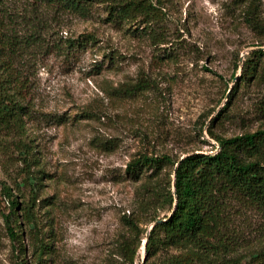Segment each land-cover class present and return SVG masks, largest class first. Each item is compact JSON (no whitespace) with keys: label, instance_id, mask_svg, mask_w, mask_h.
<instances>
[{"label":"rangeland","instance_id":"rangeland-1","mask_svg":"<svg viewBox=\"0 0 264 264\" xmlns=\"http://www.w3.org/2000/svg\"><path fill=\"white\" fill-rule=\"evenodd\" d=\"M128 1H94L88 14L22 1L21 17L5 20L22 41L14 70L32 110L25 140L39 180L36 192L18 188L23 165L0 153V264H36L28 229L25 260L9 235L5 186L24 204L36 198L38 234L50 245L41 264H121L124 216L137 210L142 185L156 182L150 171H128L133 159L214 154L209 129L223 137L264 129V57L255 79H240L246 56L264 51V33L244 18L248 0H151L157 11L133 18L122 11ZM227 213L236 264H260L263 211L229 200Z\"/></svg>","mask_w":264,"mask_h":264},{"label":"trees","instance_id":"trees-1","mask_svg":"<svg viewBox=\"0 0 264 264\" xmlns=\"http://www.w3.org/2000/svg\"><path fill=\"white\" fill-rule=\"evenodd\" d=\"M22 1L42 4L56 1L70 11L88 14L90 3L101 0H0V153L17 157L23 165L25 178L18 188L29 186L36 192L39 179L33 167L39 162L32 144L25 140L26 121L32 110L26 102L21 77L14 70L22 41L16 30L8 33L5 24L6 19L12 22L21 17V13L16 12L20 9L17 4ZM157 9L151 0H129L122 11L133 18ZM263 13V0L247 1L245 21L261 35L264 33ZM263 57V50L246 56L241 81L247 83L257 77ZM223 111L214 120L221 117ZM209 134L218 143L214 154L192 153L184 158L141 154L129 163L128 171L133 174L150 171L149 178L156 182L147 181L142 185L146 194L138 199L137 210L124 216L128 235L119 243L121 264L135 263L149 231L140 226L139 217L149 218L150 223L159 221L149 231L145 264L165 251L167 256L160 264H236L237 257L233 256L230 239L226 236L228 201H246L264 213V129L232 137L216 135L210 129ZM3 189L10 204V215L6 217L10 237L18 243L22 260H25L27 250L21 237L28 229L35 263L41 264L50 245L38 234L34 212L36 198L24 204L14 188L5 186ZM10 223H14V227ZM171 250L176 253H169ZM260 264H264V260Z\"/></svg>","mask_w":264,"mask_h":264},{"label":"water","instance_id":"water-1","mask_svg":"<svg viewBox=\"0 0 264 264\" xmlns=\"http://www.w3.org/2000/svg\"><path fill=\"white\" fill-rule=\"evenodd\" d=\"M184 158V157H183ZM182 158V159H183ZM177 167V166H176ZM174 180H175V178H174ZM159 221H157V222H155L154 224H152L151 226H150V228H149V231L153 228V226L155 225V224H157ZM149 231H148V233H147V236H146V241L144 242V247L146 248V243H147V240H148V236H149ZM142 264H145V257L143 258V263Z\"/></svg>","mask_w":264,"mask_h":264}]
</instances>
